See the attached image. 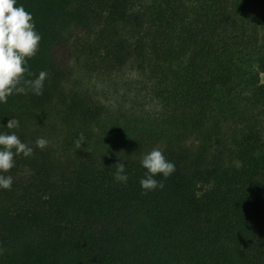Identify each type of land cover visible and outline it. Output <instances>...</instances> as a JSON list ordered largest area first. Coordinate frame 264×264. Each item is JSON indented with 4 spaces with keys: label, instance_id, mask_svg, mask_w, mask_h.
<instances>
[{
    "label": "trees",
    "instance_id": "16d2710c",
    "mask_svg": "<svg viewBox=\"0 0 264 264\" xmlns=\"http://www.w3.org/2000/svg\"><path fill=\"white\" fill-rule=\"evenodd\" d=\"M21 5L48 75L0 103L33 148L0 173V264H264V0ZM154 148L175 171L145 193Z\"/></svg>",
    "mask_w": 264,
    "mask_h": 264
},
{
    "label": "clouds",
    "instance_id": "9594fccd",
    "mask_svg": "<svg viewBox=\"0 0 264 264\" xmlns=\"http://www.w3.org/2000/svg\"><path fill=\"white\" fill-rule=\"evenodd\" d=\"M16 5V0H0V103H7L13 94H27L29 91L35 95L43 94L44 81L47 72L41 71L34 79H27L34 74L27 67L29 59L33 58L41 41L40 34L35 29L32 14L25 8ZM8 129L19 127V121L10 119L5 126ZM86 142L84 133H80L74 141L77 149ZM49 144L46 138L35 140L36 148L45 149ZM30 157L33 148L21 142L15 134H0V173H7L15 166V156ZM147 170L146 178L140 180L144 192L163 188L162 182L154 179L157 175L169 177L175 171V165L168 161L163 152L154 148L144 155L140 161ZM114 179L126 183L125 164L117 162ZM12 176L0 175V189L11 190Z\"/></svg>",
    "mask_w": 264,
    "mask_h": 264
}]
</instances>
